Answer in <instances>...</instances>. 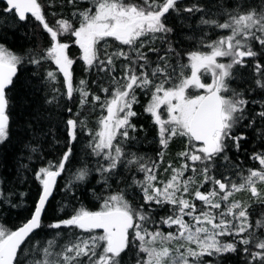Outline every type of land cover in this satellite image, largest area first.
Here are the masks:
<instances>
[{"label": "snow or ice", "instance_id": "snow-or-ice-1", "mask_svg": "<svg viewBox=\"0 0 264 264\" xmlns=\"http://www.w3.org/2000/svg\"><path fill=\"white\" fill-rule=\"evenodd\" d=\"M0 264H264V0H0Z\"/></svg>", "mask_w": 264, "mask_h": 264}, {"label": "trees", "instance_id": "trees-1", "mask_svg": "<svg viewBox=\"0 0 264 264\" xmlns=\"http://www.w3.org/2000/svg\"><path fill=\"white\" fill-rule=\"evenodd\" d=\"M78 69H77V73H78ZM179 147V142H177L175 145H173V148L175 149V148H178Z\"/></svg>", "mask_w": 264, "mask_h": 264}]
</instances>
